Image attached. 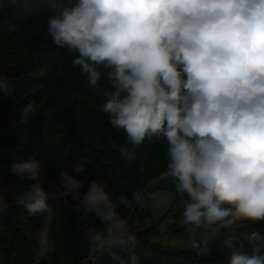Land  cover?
<instances>
[{
    "label": "clouds",
    "instance_id": "clouds-1",
    "mask_svg": "<svg viewBox=\"0 0 264 264\" xmlns=\"http://www.w3.org/2000/svg\"><path fill=\"white\" fill-rule=\"evenodd\" d=\"M52 6L47 34L68 50L71 66L103 97L102 112L125 133L119 156L134 164L138 146L166 140V175L178 180L185 197L181 215L193 256L211 252L210 230L264 220V0H58ZM0 91H12L3 73ZM34 111L25 105L21 122ZM84 169L81 158L73 171L59 172V187L49 191L39 159L12 163L13 175L31 181L16 202L43 216L25 235L42 252L52 251L55 210L71 197L73 211L100 222L83 229L89 256L107 251L125 264L121 253L136 236L119 209L142 206L148 193L137 187L114 197L102 179L82 191L85 181L75 174ZM7 207L0 194V212ZM244 240L251 253L243 241L225 238L228 264H264V234L254 231Z\"/></svg>",
    "mask_w": 264,
    "mask_h": 264
},
{
    "label": "trees",
    "instance_id": "trees-1",
    "mask_svg": "<svg viewBox=\"0 0 264 264\" xmlns=\"http://www.w3.org/2000/svg\"><path fill=\"white\" fill-rule=\"evenodd\" d=\"M56 3L58 0H0V73L8 77L12 88L11 94L0 91V194L8 204L0 212V264L78 262L89 248L83 229L100 223L94 215L82 218L73 211L75 202L71 197L67 203L61 200L50 226L54 248L42 252L35 240L25 235V228L35 230L42 224L43 216L29 215L16 202V196L31 181L11 173L13 162L39 159L41 180L47 190L54 191L59 187V172L65 168L73 171V165L84 158V171L73 173L85 181L82 191L93 179H102L114 197L130 194L137 187L147 192L150 183L167 172L168 145L163 138L146 140L138 146L134 164L119 156V146L127 143L125 133L112 126L102 112L103 97L88 86L78 68L71 66L68 50L54 45L47 34V20ZM100 84H106L104 77ZM29 103L35 111L24 123L20 114ZM169 178L178 184L176 178ZM131 209L124 205L119 209L129 218L130 231L146 217L145 203L136 206L134 212ZM178 209L182 208L175 198L160 224L143 233L127 251L125 264H130L133 256L136 264H228L225 238L243 241L244 250L251 253L252 247L244 236L254 231L264 234V222L219 229L210 239L211 252L195 258L188 246L174 247L159 240L161 222L166 225L167 234L184 228L175 222L180 217ZM169 220L171 223L166 224Z\"/></svg>",
    "mask_w": 264,
    "mask_h": 264
},
{
    "label": "rangeland",
    "instance_id": "rangeland-1",
    "mask_svg": "<svg viewBox=\"0 0 264 264\" xmlns=\"http://www.w3.org/2000/svg\"><path fill=\"white\" fill-rule=\"evenodd\" d=\"M170 176H167L166 174H164V179H170ZM172 180V179H170ZM175 196L169 193H160L157 196H155L154 198V202H153V215L155 217V224H160V221L163 217V215L166 213V211L171 207L172 202L174 201ZM228 206V205H225ZM182 208V207H181ZM176 209H177V205H176ZM136 210V206L132 207L131 211L134 212ZM178 211L180 212V217L179 219H177L176 224L178 227H184L182 229V231H177V232H171V233H166V225L161 222L162 224V229H161V233L160 235H158L159 240L162 241L164 244H170L171 246L174 247H181V246H188V227L183 224V217L181 215L183 208L182 209H178ZM147 216L138 223V225H142L145 221H146ZM171 223V221H167L166 224ZM251 221L247 220L246 218L237 221L235 224L231 225L229 228H225V229H233V228H237V227H241L247 224H250ZM168 228H173V226H169ZM218 230H210L207 233V236L209 238V240L214 237L216 235ZM199 235V234H198Z\"/></svg>",
    "mask_w": 264,
    "mask_h": 264
},
{
    "label": "water",
    "instance_id": "water-1",
    "mask_svg": "<svg viewBox=\"0 0 264 264\" xmlns=\"http://www.w3.org/2000/svg\"><path fill=\"white\" fill-rule=\"evenodd\" d=\"M176 186H177V184L173 180L167 179V180H164L162 182H154L147 189L148 195L145 199V213H146L147 218H146V221L141 226L136 227L135 229L132 230V232L136 236L135 243L141 238L143 233L151 231L155 226V217L153 215V202H154L155 196H157L160 193L172 194L176 197L180 206L183 208V202H184L185 197L177 191ZM246 219L250 220L249 218H246ZM250 221H252V220H250ZM260 222H264V220L256 221L253 223H260ZM131 247H129L127 250H125L121 253L122 260L125 258L127 251ZM97 264H119V262L112 260L109 252L102 251L100 253Z\"/></svg>",
    "mask_w": 264,
    "mask_h": 264
},
{
    "label": "built area",
    "instance_id": "built-area-1",
    "mask_svg": "<svg viewBox=\"0 0 264 264\" xmlns=\"http://www.w3.org/2000/svg\"><path fill=\"white\" fill-rule=\"evenodd\" d=\"M100 253L101 252H97L94 255L89 256V252L87 250V255L82 260H80L78 262H73V263H70V264H97V261L99 259Z\"/></svg>",
    "mask_w": 264,
    "mask_h": 264
},
{
    "label": "crops",
    "instance_id": "crops-1",
    "mask_svg": "<svg viewBox=\"0 0 264 264\" xmlns=\"http://www.w3.org/2000/svg\"><path fill=\"white\" fill-rule=\"evenodd\" d=\"M174 199H175V198H174ZM173 202H174V201H173ZM173 202H172V204H173ZM172 204H171V205H172Z\"/></svg>",
    "mask_w": 264,
    "mask_h": 264
}]
</instances>
